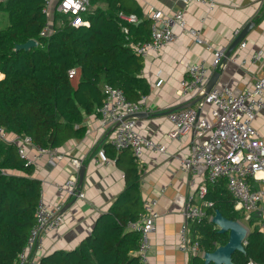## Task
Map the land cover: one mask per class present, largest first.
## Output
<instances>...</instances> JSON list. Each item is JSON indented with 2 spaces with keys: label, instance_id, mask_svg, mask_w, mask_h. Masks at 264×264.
Instances as JSON below:
<instances>
[{
  "label": "trees",
  "instance_id": "trees-1",
  "mask_svg": "<svg viewBox=\"0 0 264 264\" xmlns=\"http://www.w3.org/2000/svg\"><path fill=\"white\" fill-rule=\"evenodd\" d=\"M106 1V9L83 14L87 25L71 26L67 15L56 13L60 26L46 36L39 34L48 20L44 0L0 1V12L8 21L0 27L3 132L29 136L43 148L59 147L84 135L83 115L101 104L103 83L120 88L132 101L149 93V83L142 75L143 57L134 52L133 45L149 38L151 20L144 18L134 0ZM131 14L141 21H128L126 17ZM30 38L37 41L34 47L14 49L15 44ZM72 68L79 70L76 83L68 77ZM17 146L0 139V264L16 263L34 222L41 189L40 180L32 176L33 165H25ZM124 176V189L98 216L91 233L69 250L43 256L38 264H139L135 255L139 236L125 229L141 210L139 175L132 156L128 157ZM201 199L211 205H202L204 216L191 231L203 253L228 238L210 222L214 210L238 221L243 213L234 209L225 180L208 183ZM244 248L245 253L232 254L234 264L248 260L264 264V237L256 227L247 230ZM188 264H204L200 253L190 256Z\"/></svg>",
  "mask_w": 264,
  "mask_h": 264
},
{
  "label": "crops",
  "instance_id": "crops-1",
  "mask_svg": "<svg viewBox=\"0 0 264 264\" xmlns=\"http://www.w3.org/2000/svg\"><path fill=\"white\" fill-rule=\"evenodd\" d=\"M57 1L50 0L46 10L47 26L52 32L54 27L60 26V18H55L56 13L64 15L56 11ZM134 2L141 7L144 18L151 20V8L158 10L162 16H172L180 9L185 21L184 27L171 23L170 28L176 34L175 40L157 51L148 52L142 62V75L150 86L149 93L145 95L144 107L152 109V112L143 110L135 116L136 129L141 134L163 143L166 152L147 151L139 159L133 158V161L139 175L141 205L144 199L157 200L156 209L159 216L154 222V231L149 235L151 244L148 252L149 263L188 264L190 256L177 248L178 229L183 221L186 196L194 193L196 202L202 205L203 201L197 192L201 188H206L208 183L203 168H199L191 175L180 170L179 158L188 153L192 134L186 132L180 141L168 140L166 134L172 125L166 114L201 94L193 92L184 96L179 92L180 84L186 76L189 64L200 60H205L207 64L211 63L214 49L223 51L220 66L211 71L219 72L214 86H227L235 93L251 87L260 74V66L258 63H241L240 56L248 55L254 50L261 51L264 56V0H213L215 6L212 9L197 3L185 4L180 0H134ZM107 7L106 0H96L89 3L86 12ZM140 21L136 18L130 22ZM247 25L249 28L242 38L245 46L239 48L237 43L229 56L223 59L227 48L235 39L234 30L240 32ZM191 28L199 31L202 43L194 41L189 33ZM78 71L77 69L72 77L73 83L77 81ZM202 114L207 116L206 108H203ZM252 124L264 140V110L256 114ZM81 125L85 128L81 138H71L57 147L58 151L64 153L63 158L54 159L53 163H49L48 156L44 154L33 163L32 176L41 182L43 200L49 206L60 204L63 214L59 228L44 233L36 249L31 253L37 261L53 251L75 247L91 233L98 216L109 209L125 187V167L128 157L132 156L131 153L128 150L116 152L111 148L108 140L112 128L102 124L95 111L84 114ZM5 135L8 138L13 137L10 133L5 132ZM101 147L111 160L109 164L95 161L97 151ZM33 153V149L27 148L26 155L32 156ZM71 157L80 159V167H84L82 182L78 187L84 194L83 199L68 197L64 191L57 188V185L63 184L75 172L69 161ZM257 175L261 176L262 173L259 172ZM192 180L193 185H190ZM220 181L223 180L214 183L218 184ZM250 185L259 188L261 180H250ZM239 221L247 230L256 227L264 237V198L258 203L257 209L243 213Z\"/></svg>",
  "mask_w": 264,
  "mask_h": 264
},
{
  "label": "built area",
  "instance_id": "built-area-1",
  "mask_svg": "<svg viewBox=\"0 0 264 264\" xmlns=\"http://www.w3.org/2000/svg\"><path fill=\"white\" fill-rule=\"evenodd\" d=\"M182 3H197L212 9L215 4L213 0H180ZM50 0H44V10ZM89 0H58L56 11L67 15L71 26L87 25L88 21L82 14L86 12ZM151 28L149 38L143 42L133 45V50L141 57L150 51H157L165 44L175 40L176 34L171 30V23L184 27L182 10L177 9L172 16H162L154 8L150 9ZM129 21H135L136 17L131 14L126 17ZM159 24H162L160 26ZM125 30V29H124ZM46 25L39 34L46 36L50 34ZM196 43H202L199 31L189 29ZM239 30H234L236 37ZM245 46L242 39L238 43L239 48ZM213 59L210 64L205 60L191 63L186 68V76L181 81L180 93L187 96L191 93H202L210 73L218 68L221 63L223 51L214 49ZM240 62L258 63L260 74L253 81L250 88L235 93L227 86H213L204 97L194 105L182 109H176L166 114V118L172 127L167 132L168 140L180 141L182 135L191 132V142L186 155L179 158V167L183 173L194 174L199 168L205 170L207 183L225 180V186L234 202V209L239 212L249 213L257 209L258 203L264 198V140L253 127V119L256 114L264 110V56L259 50H254L248 55H241ZM75 69L68 70V77L72 78ZM103 99L95 109V115L99 117L102 124L112 128V134L108 144L116 152L128 150L134 160L139 159L144 152L165 153L166 147L163 143L149 138L136 129V114L140 111L152 112L145 108V95L138 101L126 98L120 88L113 87L107 83L101 86ZM203 108L207 110V116L202 114ZM0 139L7 143H17V153L25 159V165L35 163L42 155L48 156V162L61 159L64 153L58 151L57 147L43 148L33 143L29 136H13L8 138L0 129ZM27 148L34 150L32 156L26 155ZM70 164L75 172L71 174L61 185L59 190L66 193L68 197L84 198L83 192L79 191L78 170L81 160L69 158ZM96 162L109 164L111 160L106 156L103 147L97 151ZM262 173L258 176V173ZM261 180L259 188H253L250 180ZM193 185V180L190 182ZM206 188L198 190L201 198ZM204 206L211 203L204 201ZM202 205L198 204L194 193L186 196L183 209V221L178 229L177 248L184 254L194 256L202 252L198 239L192 235L191 226L200 221L204 216ZM157 200L154 198L142 200L141 210L137 218L128 221L125 229L135 231L138 245L135 250L139 264H150L148 252L151 248L149 235L154 231V222L158 218ZM63 221L61 205L49 206L40 195L35 208L34 222L28 231L23 248L17 254L15 264H38L31 253L36 249L38 241L44 233L59 228ZM245 264H257L248 260Z\"/></svg>",
  "mask_w": 264,
  "mask_h": 264
},
{
  "label": "water",
  "instance_id": "water-1",
  "mask_svg": "<svg viewBox=\"0 0 264 264\" xmlns=\"http://www.w3.org/2000/svg\"><path fill=\"white\" fill-rule=\"evenodd\" d=\"M249 25L245 26L242 31L238 33L235 39L232 41L230 46L227 48L224 58H227L231 51L234 49L235 45L239 43L244 37V34L248 30ZM37 44L35 39H27L25 42L15 44L14 49H24L28 50ZM219 72L214 71L209 76L207 83L204 86L203 92L194 98L191 102L185 103L179 106L177 109H182L194 105L197 101L201 100L204 95L216 84ZM171 112V111H169ZM168 112V113H169ZM138 113L136 114V116ZM84 167H80L78 170V183L79 187L82 182ZM62 212V210H61ZM210 222L213 223L217 228L219 233H227V241L218 245L212 251H205L202 253L201 258L204 264H234L232 261V254L234 252L245 253L244 242L247 234V228L238 220L229 219L224 217L218 209L214 210V214L210 217Z\"/></svg>",
  "mask_w": 264,
  "mask_h": 264
},
{
  "label": "rangeland",
  "instance_id": "rangeland-1",
  "mask_svg": "<svg viewBox=\"0 0 264 264\" xmlns=\"http://www.w3.org/2000/svg\"><path fill=\"white\" fill-rule=\"evenodd\" d=\"M1 1V0H0ZM3 16V17H2ZM56 18L57 19H59V15L57 14L56 15ZM61 20V19H60ZM59 20V23H61V21ZM6 24H7V19H6V17H5V14L4 13H1L0 14V27H3V26H1V25H4V26H6ZM5 133V132H4Z\"/></svg>",
  "mask_w": 264,
  "mask_h": 264
}]
</instances>
